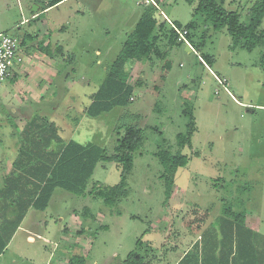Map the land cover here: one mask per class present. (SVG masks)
<instances>
[{
	"label": "rangeland",
	"instance_id": "374dc122",
	"mask_svg": "<svg viewBox=\"0 0 264 264\" xmlns=\"http://www.w3.org/2000/svg\"><path fill=\"white\" fill-rule=\"evenodd\" d=\"M50 1L55 0H0V33L15 37L22 45L26 32L38 33L33 25L36 19L30 17L33 9H44L38 26L44 23L42 34L51 40L50 50L58 58L64 55L62 73H68L67 83L61 86L60 108L54 114L39 116L50 129L38 133L36 139L42 150L49 149L52 154L58 142L48 137L64 138V132L52 129V120L64 122V127L69 120L62 115L65 105H87L83 101L89 100L103 80L145 1L61 0L47 7ZM255 1L224 0L223 6L236 9L246 21V11ZM195 5L196 1L159 0V19L165 21V30L173 22L183 29L197 21L196 28L190 30L192 42H202L200 34L205 29V43L190 46L185 41L169 48L162 34L159 43L167 50L166 58L134 62L129 71V83L141 81L134 87L130 102L97 117L84 116L77 129L81 135H71L77 141L101 145L110 154L123 135L124 125L142 129L124 195L106 205L101 197L89 193L95 185L120 182V167L115 162L97 164L86 194L62 191L63 197L56 195L49 207L37 213L44 223L26 246L30 256L38 255L36 263L49 264L50 257L55 262L62 228L80 222L75 233L84 231L88 250H73L78 256L76 261L69 257L73 264H123L130 252L142 254L143 263L169 264L180 250L179 236H200L191 252L196 256L195 248L200 245L199 264H264V42L252 49L233 44L225 28L207 29L210 22L201 14L194 15ZM28 43L25 40L22 47ZM58 43L64 47L62 54L52 50V44ZM108 43L111 50L105 51ZM206 55L211 57L209 61ZM165 60L169 67L163 69ZM217 76L225 83L219 84ZM190 114L195 129L190 144L179 148L176 135L186 131ZM76 115H80L78 108L71 110L70 119ZM158 150L180 152L188 162L173 172L164 171L155 156ZM48 165L30 178L28 187L37 186V175ZM229 209L244 215V222L226 215ZM75 233H69L71 238L77 236ZM20 235L16 234L0 264H10L11 252L17 246L24 250ZM172 245H178L177 249L171 250ZM80 257L83 262H78ZM17 261L33 264L24 257Z\"/></svg>",
	"mask_w": 264,
	"mask_h": 264
},
{
	"label": "crops",
	"instance_id": "0c3cea01",
	"mask_svg": "<svg viewBox=\"0 0 264 264\" xmlns=\"http://www.w3.org/2000/svg\"><path fill=\"white\" fill-rule=\"evenodd\" d=\"M42 11L44 9L38 7L37 12L30 14V17L36 16V23L34 22L33 25L37 27L38 33L26 32L24 34L22 45H25V40L29 43L27 47L20 45L23 60L16 65L12 76L0 85V233L6 242L5 248L0 254V262L8 247L12 245L16 234L20 233L24 240V250L23 246L19 245L21 239L17 240L19 246L11 252L10 264H17V259L23 257L24 261L40 264L36 263L38 255L34 253L30 256L29 249L26 248L36 238L38 232L35 230L40 229V225L44 223L37 214L42 211L33 208L31 203L60 151L70 139H73L71 135L74 133L81 135L77 129L83 117L87 116L85 110L92 102V93H90L88 101H83V103L81 101L82 104L87 102V105L79 106L75 102L65 105V114L62 115H65V119L66 116L69 117L67 125L62 127L64 122L62 124H58V121L54 120L51 122L52 129L55 130L57 127L60 132H64V138L61 139L60 136L56 138L55 135L48 137L49 140L52 138L58 142V145H55L56 150L52 154L49 149H41L36 137L39 135L38 133L47 132L50 128H47L48 124L39 116L54 114V111L60 108L61 86L65 82L67 83L68 79V73H62L61 59L64 58V55L58 58L50 50L51 40L45 38L44 33L42 34L44 23H42V27L38 26V18ZM133 20L130 19L129 22H133ZM28 23H31L30 19ZM37 38L38 40H36ZM51 47L55 52L60 51V54L64 51V47L60 43L52 44ZM95 49L98 55L102 54L100 48ZM104 49L105 51L111 50L109 43ZM76 108L79 109L80 115L72 116L70 119L71 110ZM78 142L87 143V141L81 140ZM36 154H39L40 157L34 156ZM48 155L53 156L49 157ZM46 160L48 162H45ZM45 163L49 165L44 168L41 175H37V186L34 189L28 187L30 178L33 179L36 172L43 169ZM62 191L65 190L56 188L53 191L47 207L50 206L56 195L58 197L65 195V192ZM26 195L28 196L25 198ZM79 223L76 222L72 226L65 225L62 228L57 239V251H55L57 259L54 262L50 257L49 264H73L72 261H76V257L78 258L77 255L72 254L73 250L77 251V247L88 250V238L85 237L84 231L79 234L75 233ZM246 225L245 223L246 230H248ZM69 233H75L77 236L71 238ZM199 239H201L200 236L196 238L179 236L180 250L169 264H199V260L202 259L200 253L198 254L200 245L195 248L194 255L196 256L193 257L191 254L194 249L192 244ZM177 246L172 245L171 250L175 247L177 249ZM245 251L247 252L246 247ZM70 256L72 261H70ZM78 262H83V258L80 257Z\"/></svg>",
	"mask_w": 264,
	"mask_h": 264
},
{
	"label": "trees",
	"instance_id": "16d2710c",
	"mask_svg": "<svg viewBox=\"0 0 264 264\" xmlns=\"http://www.w3.org/2000/svg\"><path fill=\"white\" fill-rule=\"evenodd\" d=\"M61 0L50 1L47 7L58 3ZM145 3L144 8L127 34L122 43L121 49L115 59L106 68L105 76L92 94V102L86 108L85 113L90 117H97L103 113L112 111L115 107H125L133 95L134 87L141 85L137 80L135 84L128 82L129 71L134 62H146L152 57L165 59L167 50L160 46L161 35L166 38V47L173 48L177 45L185 44L190 46H202L205 43L207 31L201 32L202 42H192L193 37L190 32L195 29L197 21H191L183 29L176 22H173L168 30H165V21L160 20V10H158L159 0ZM196 1L194 15L201 14L205 21H209L214 31L225 28L232 38L233 44L240 45L246 49H252L264 42V27L261 23L264 17V0L255 1L246 11V21L241 19V14L232 8L223 6L224 0H188ZM46 7V8H47ZM45 8V9H46ZM43 10V9H42ZM31 21V20H30ZM185 31L183 37L177 30ZM33 35V34H32ZM200 37V36H199ZM211 57L206 55L209 61ZM203 60V58H202ZM130 66H126L131 62ZM204 61V60H203ZM262 64L264 65V52L262 54ZM163 69L169 67V61L164 62ZM187 112V109H184ZM195 129L193 115L190 114L189 122L184 133L176 135V145L183 148L190 144V137ZM142 129L134 124L123 126V135L117 139L113 153L108 154L106 149L93 142L85 144L74 139H70L60 151L57 159L50 167L46 178L40 186L31 205L33 208L43 211L46 209L50 197L56 188H61L74 195H84L88 190V183L94 170L100 162H115L120 167V182L112 186L95 185L89 193L99 196L106 205H112L119 196L124 195L126 176L130 171L134 151L138 149L142 141ZM37 140V139H36ZM38 141V140H37ZM164 171H175L178 167L185 166L188 162L186 155L177 152L172 154L168 150H158L155 152ZM170 185L171 181H167ZM226 215L239 222H244V215L236 214L229 209ZM141 240L137 244H141ZM6 242L0 233V254L4 250ZM142 254L130 252L123 264H148L142 262Z\"/></svg>",
	"mask_w": 264,
	"mask_h": 264
},
{
	"label": "built area",
	"instance_id": "2783aa9c",
	"mask_svg": "<svg viewBox=\"0 0 264 264\" xmlns=\"http://www.w3.org/2000/svg\"><path fill=\"white\" fill-rule=\"evenodd\" d=\"M144 1L145 3H156L154 0ZM176 30L178 34L183 37L185 31ZM22 60L23 58L17 39L6 33H0V85L12 76L16 65L21 63ZM216 78L219 84L225 83V79L219 76Z\"/></svg>",
	"mask_w": 264,
	"mask_h": 264
},
{
	"label": "water",
	"instance_id": "95a60500",
	"mask_svg": "<svg viewBox=\"0 0 264 264\" xmlns=\"http://www.w3.org/2000/svg\"><path fill=\"white\" fill-rule=\"evenodd\" d=\"M33 12L34 13L37 12V9H33ZM34 18H36V16H34ZM186 50H188V51L191 50V48H190V46L188 44L186 45Z\"/></svg>",
	"mask_w": 264,
	"mask_h": 264
}]
</instances>
